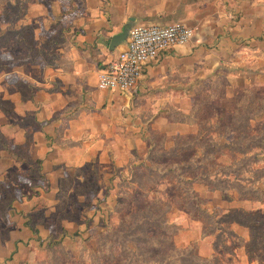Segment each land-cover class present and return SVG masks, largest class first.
<instances>
[{
    "label": "rangeland",
    "instance_id": "rangeland-1",
    "mask_svg": "<svg viewBox=\"0 0 264 264\" xmlns=\"http://www.w3.org/2000/svg\"><path fill=\"white\" fill-rule=\"evenodd\" d=\"M229 1L133 0V15L139 24L183 21L198 34ZM163 5L168 14H154ZM18 7L0 9L1 43L18 37L4 20L15 21ZM250 45L189 77L187 91L162 97L159 109L160 98L141 100L156 110L139 130L120 128V153L106 165L49 175L27 144L0 134V264H239L249 244L236 224L246 222L250 257L264 260V40ZM29 116L21 123L33 125ZM200 243L215 249L205 261Z\"/></svg>",
    "mask_w": 264,
    "mask_h": 264
},
{
    "label": "crops",
    "instance_id": "crops-1",
    "mask_svg": "<svg viewBox=\"0 0 264 264\" xmlns=\"http://www.w3.org/2000/svg\"><path fill=\"white\" fill-rule=\"evenodd\" d=\"M5 2L0 0L5 13L19 4L15 21L4 20L6 26L12 25V32L20 31L21 37L0 42V134L8 135L13 147L27 144L29 156L38 159L39 168L49 175L77 171L92 163L106 165L113 151L120 153V128L139 130L141 118L156 110L155 106L142 107L141 100L160 98L156 103L159 109L162 97L167 102L168 96L187 91L189 77L194 75L196 81L201 77L199 71L222 68L242 44L264 40V0H230L224 4L228 13L210 14L201 20L198 34L189 43L161 53L146 67L135 88L129 92L106 91L98 88L99 73L124 47L110 52L111 38L132 16L136 23L139 21L133 15V0ZM213 5H218V0ZM169 9L168 5L154 7V14H168ZM27 30L33 42L24 35ZM120 110L125 117L131 112L135 122L128 115L126 119L120 117ZM8 115L19 117V121ZM28 116L35 126L21 123ZM2 117L7 118L2 121ZM9 150L18 156L11 148L8 154ZM236 226L247 231L242 241L249 244L239 264H264V260L250 257L251 230ZM14 249L16 245L9 254ZM197 254L207 260L215 249L200 243ZM232 254L239 256V252Z\"/></svg>",
    "mask_w": 264,
    "mask_h": 264
},
{
    "label": "built area",
    "instance_id": "built-area-1",
    "mask_svg": "<svg viewBox=\"0 0 264 264\" xmlns=\"http://www.w3.org/2000/svg\"><path fill=\"white\" fill-rule=\"evenodd\" d=\"M197 28L186 22L139 24L131 28L124 47L100 70L98 88L129 92L143 79L146 67L167 50L189 43Z\"/></svg>",
    "mask_w": 264,
    "mask_h": 264
},
{
    "label": "water",
    "instance_id": "water-1",
    "mask_svg": "<svg viewBox=\"0 0 264 264\" xmlns=\"http://www.w3.org/2000/svg\"><path fill=\"white\" fill-rule=\"evenodd\" d=\"M135 23H136L135 18L133 17L129 18L128 22L123 26L122 32L114 35L111 38L110 45H109L110 52L115 51L118 47H120L121 45L125 43V41L128 38L129 32Z\"/></svg>",
    "mask_w": 264,
    "mask_h": 264
},
{
    "label": "trees",
    "instance_id": "trees-1",
    "mask_svg": "<svg viewBox=\"0 0 264 264\" xmlns=\"http://www.w3.org/2000/svg\"><path fill=\"white\" fill-rule=\"evenodd\" d=\"M19 15H17V17H18ZM17 36L18 37H21V32L20 31H17ZM167 171H175V170H173V169H166ZM178 171H180V169H176V172H178ZM238 222H240V223H242L241 221H238ZM244 224H246V226L252 231V229H251V226H250V224L249 223H244ZM205 261V260H204Z\"/></svg>",
    "mask_w": 264,
    "mask_h": 264
}]
</instances>
